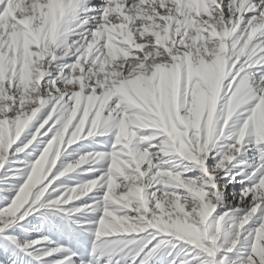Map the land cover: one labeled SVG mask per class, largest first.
Instances as JSON below:
<instances>
[{"label":"snow or ice","instance_id":"1","mask_svg":"<svg viewBox=\"0 0 264 264\" xmlns=\"http://www.w3.org/2000/svg\"><path fill=\"white\" fill-rule=\"evenodd\" d=\"M0 264H264V0H0Z\"/></svg>","mask_w":264,"mask_h":264}]
</instances>
